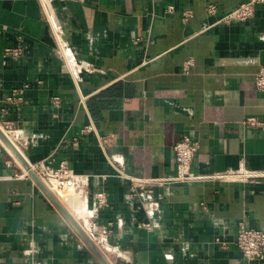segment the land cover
I'll return each instance as SVG.
<instances>
[{
  "label": "crops",
  "instance_id": "1",
  "mask_svg": "<svg viewBox=\"0 0 264 264\" xmlns=\"http://www.w3.org/2000/svg\"><path fill=\"white\" fill-rule=\"evenodd\" d=\"M244 1L0 0V127L81 180L57 197L109 264H264L235 245L240 222L264 233V3L245 22L206 13ZM186 137L193 173L238 179L156 182ZM24 173L0 142V264H100Z\"/></svg>",
  "mask_w": 264,
  "mask_h": 264
},
{
  "label": "built area",
  "instance_id": "2",
  "mask_svg": "<svg viewBox=\"0 0 264 264\" xmlns=\"http://www.w3.org/2000/svg\"><path fill=\"white\" fill-rule=\"evenodd\" d=\"M40 1L42 4L44 3V0ZM263 3L264 0H245L232 11L223 13L222 15L219 13V9L216 6L210 5L206 9V13L209 17L216 19V25L229 24L233 21L245 22L254 16L256 6ZM173 10V7L167 8L169 13H172ZM192 17L193 11L185 10L182 12L181 20L183 23H186ZM55 37L57 40H60L58 34H55ZM191 65L190 61L186 62L183 71L187 72ZM255 86L259 92L264 93V66H262L255 75ZM248 123L253 125L255 124V121L254 119H250L248 120ZM4 133L6 134V132ZM173 150L176 174L168 179H157L156 182L160 184H189L202 180L222 179L228 181L238 179H232L223 175L203 176L193 173L191 171V166L198 150V144L190 138L186 137L178 142L173 147ZM30 167L56 196L58 194L57 189H63L67 183L71 184L75 190L80 187L81 180L73 173L65 162H61L57 167H54L49 161H39L35 164H30ZM23 177H28V174L24 173ZM242 180L245 179L243 178ZM147 187V183L136 181L131 190V196L137 195L139 190L146 192L147 194H152L153 191ZM95 201L98 208L107 206V197L103 192H99L95 195ZM235 245L242 253L245 260H258L262 257L264 252V233L259 230L248 228L243 222H240L238 225Z\"/></svg>",
  "mask_w": 264,
  "mask_h": 264
},
{
  "label": "water",
  "instance_id": "3",
  "mask_svg": "<svg viewBox=\"0 0 264 264\" xmlns=\"http://www.w3.org/2000/svg\"><path fill=\"white\" fill-rule=\"evenodd\" d=\"M0 142L9 151V153L15 158V160L24 168L28 176L32 181L39 187L42 193L47 197V199L52 203L55 209L60 213V215L65 219V221L74 230L77 236L83 241L85 246L91 251L94 257L99 261L100 264H109L100 250L95 246L92 240L86 235L82 228L77 224L75 219L63 206L59 198L46 186V184L37 176L34 170L31 169L30 164L24 159L20 151L14 146L10 141L8 136L3 132L0 127Z\"/></svg>",
  "mask_w": 264,
  "mask_h": 264
},
{
  "label": "bare ground",
  "instance_id": "4",
  "mask_svg": "<svg viewBox=\"0 0 264 264\" xmlns=\"http://www.w3.org/2000/svg\"><path fill=\"white\" fill-rule=\"evenodd\" d=\"M57 191H58L57 196H59V197H68L69 196L68 194L74 191V187L71 184L67 183L63 187V189H57Z\"/></svg>",
  "mask_w": 264,
  "mask_h": 264
},
{
  "label": "rangeland",
  "instance_id": "5",
  "mask_svg": "<svg viewBox=\"0 0 264 264\" xmlns=\"http://www.w3.org/2000/svg\"><path fill=\"white\" fill-rule=\"evenodd\" d=\"M72 194H73L72 192H71V193H69V194H68V195H69L68 197H73V196H72ZM70 195H71V196H70ZM76 196H78V195H76Z\"/></svg>",
  "mask_w": 264,
  "mask_h": 264
}]
</instances>
